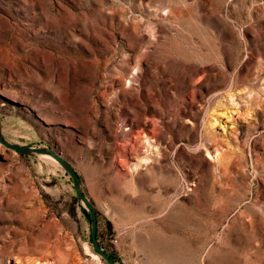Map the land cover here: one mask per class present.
<instances>
[{
    "label": "rangeland",
    "instance_id": "374dc122",
    "mask_svg": "<svg viewBox=\"0 0 264 264\" xmlns=\"http://www.w3.org/2000/svg\"><path fill=\"white\" fill-rule=\"evenodd\" d=\"M0 132L117 264H264V0H0ZM91 232L0 141V264Z\"/></svg>",
    "mask_w": 264,
    "mask_h": 264
},
{
    "label": "water",
    "instance_id": "95a60500",
    "mask_svg": "<svg viewBox=\"0 0 264 264\" xmlns=\"http://www.w3.org/2000/svg\"><path fill=\"white\" fill-rule=\"evenodd\" d=\"M0 141L6 145L7 147L18 151L23 155H39V154H49L55 157L59 161V163L65 168V170L70 174L74 181L75 191L77 197L84 203L86 208L91 213L92 219V244L99 255H101L104 259H106L109 264H117V262L111 258V254L108 253L100 244L98 240V213L95 205L91 202L85 190L83 189V181L73 164H71L68 160L63 157L57 155L53 150L47 147H37V146H29V145H20L17 143H12L8 141L4 135L0 132Z\"/></svg>",
    "mask_w": 264,
    "mask_h": 264
},
{
    "label": "bare ground",
    "instance_id": "6f19581e",
    "mask_svg": "<svg viewBox=\"0 0 264 264\" xmlns=\"http://www.w3.org/2000/svg\"><path fill=\"white\" fill-rule=\"evenodd\" d=\"M230 95V94H229ZM234 101V100H233ZM137 135V134H136ZM145 135V134H144ZM136 138V137H135ZM135 140V139H134ZM132 141V140H131ZM137 144V143H136ZM144 146V145H143ZM143 148V147H142ZM43 158H45L46 160H48V161H50V162H52V163H54L55 165H60V163H59V161L57 160V159H55V157H53L52 155H49V154H40ZM146 155V154H145ZM209 155H210V153H209ZM208 155V156H209ZM143 160V159H142ZM146 161H148V160H146ZM150 161V160H149ZM52 243V242H51ZM60 242H54L52 245V249H50L51 251H49V252H47L46 254V256L47 257H49L50 255H52V254H60V259H61V252H58V251H60L59 249H60ZM50 245V244H49ZM51 248V247H50ZM86 249H87V251L88 252H90L93 256H94V258L95 259H97L99 262H102L101 261V258H100V256H99V254H97V253H93L92 251H91V248H90V246L87 244L86 245ZM46 251V250H45ZM45 254V253H44ZM42 258V257H41ZM44 262V261H43ZM45 264H49L48 263V260L46 259V262H45Z\"/></svg>",
    "mask_w": 264,
    "mask_h": 264
},
{
    "label": "trees",
    "instance_id": "16d2710c",
    "mask_svg": "<svg viewBox=\"0 0 264 264\" xmlns=\"http://www.w3.org/2000/svg\"><path fill=\"white\" fill-rule=\"evenodd\" d=\"M101 244V243H100ZM101 246H102V244H101ZM103 247V246H102ZM104 248V247H103ZM105 249V248H104ZM106 250V249H105ZM107 251V250H106ZM108 252V251H107ZM109 253V252H108ZM111 254V253H110ZM111 258L112 259H114L115 260V258H114V256H113V254H111Z\"/></svg>",
    "mask_w": 264,
    "mask_h": 264
},
{
    "label": "crops",
    "instance_id": "0c3cea01",
    "mask_svg": "<svg viewBox=\"0 0 264 264\" xmlns=\"http://www.w3.org/2000/svg\"><path fill=\"white\" fill-rule=\"evenodd\" d=\"M77 170V169H76ZM78 172V171H77ZM79 173V172H78ZM79 175H80V173H79ZM81 176V175H80ZM82 178V177H81ZM83 181V180H82ZM91 200V199H90ZM92 202V201H91ZM93 203V202H92Z\"/></svg>",
    "mask_w": 264,
    "mask_h": 264
}]
</instances>
